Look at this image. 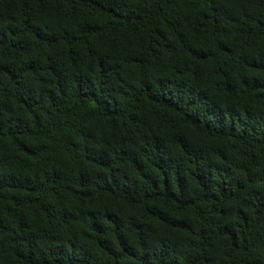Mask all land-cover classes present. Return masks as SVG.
Wrapping results in <instances>:
<instances>
[{"label":"trees","instance_id":"16d2710c","mask_svg":"<svg viewBox=\"0 0 264 264\" xmlns=\"http://www.w3.org/2000/svg\"><path fill=\"white\" fill-rule=\"evenodd\" d=\"M0 264H264V0H0Z\"/></svg>","mask_w":264,"mask_h":264}]
</instances>
